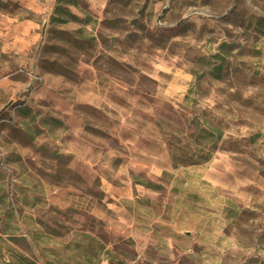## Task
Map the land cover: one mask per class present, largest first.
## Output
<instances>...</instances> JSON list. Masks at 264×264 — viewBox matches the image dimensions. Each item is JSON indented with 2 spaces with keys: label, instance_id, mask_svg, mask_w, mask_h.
I'll return each instance as SVG.
<instances>
[{
  "label": "rangeland",
  "instance_id": "1",
  "mask_svg": "<svg viewBox=\"0 0 264 264\" xmlns=\"http://www.w3.org/2000/svg\"><path fill=\"white\" fill-rule=\"evenodd\" d=\"M0 264H264V0H0Z\"/></svg>",
  "mask_w": 264,
  "mask_h": 264
}]
</instances>
